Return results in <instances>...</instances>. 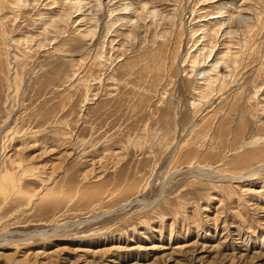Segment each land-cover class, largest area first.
<instances>
[{
	"label": "rangeland",
	"instance_id": "rangeland-1",
	"mask_svg": "<svg viewBox=\"0 0 264 264\" xmlns=\"http://www.w3.org/2000/svg\"><path fill=\"white\" fill-rule=\"evenodd\" d=\"M5 173L0 264H264V0H0Z\"/></svg>",
	"mask_w": 264,
	"mask_h": 264
},
{
	"label": "bare ground",
	"instance_id": "bare-ground-1",
	"mask_svg": "<svg viewBox=\"0 0 264 264\" xmlns=\"http://www.w3.org/2000/svg\"><path fill=\"white\" fill-rule=\"evenodd\" d=\"M211 52L212 51H210V54H211ZM210 54L208 55V56H210ZM225 54V53H224ZM227 54V53H226ZM207 56V57H208ZM224 56H226L227 57V59L229 58V55L227 54V55H223L222 56V59L224 60L225 58H224ZM232 56V55H231ZM209 58V57H208ZM205 59V58H204ZM207 59V58H206ZM217 60H219V59H217ZM231 60V59H230ZM234 62L235 61H237V60H234V59H232ZM225 61V60H224ZM216 62V61H215ZM226 62V61H225ZM229 62V61H228ZM233 62V63H234ZM195 64V63H194ZM9 65V64H8ZM207 78V77H206ZM209 79V78H208ZM208 79H207V81H208ZM212 79L210 78L209 79V81H208V83H207V87L206 88H210V84H213L212 82H210ZM223 81V80H222ZM223 84V82H221V85ZM214 88V87H213ZM210 91V90H209ZM207 96L209 95V94H206ZM8 175V173H5V175H0V189H2L1 191L5 194V192H7L8 190H10V188L12 189H14V187L16 186V181L14 180V179H12V177L13 176H7ZM1 193V192H0ZM3 194V195H4ZM2 195V194H1Z\"/></svg>",
	"mask_w": 264,
	"mask_h": 264
}]
</instances>
